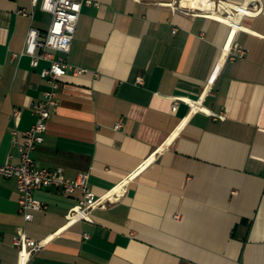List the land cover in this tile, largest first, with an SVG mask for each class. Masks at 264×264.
<instances>
[{
  "label": "crops",
  "instance_id": "0c3cea01",
  "mask_svg": "<svg viewBox=\"0 0 264 264\" xmlns=\"http://www.w3.org/2000/svg\"><path fill=\"white\" fill-rule=\"evenodd\" d=\"M91 1L65 56L85 73L61 80L31 157L85 173L97 200L125 193L67 226L81 193L40 189L47 209L25 224L15 180L0 176V264L18 263L23 229L48 239L28 264H264V0H209L210 16L173 13L185 0ZM241 5L254 14L233 33L224 10ZM50 23L31 0H0V166L19 163L11 132L31 128L50 90L48 63L20 56ZM233 43L243 59L228 60Z\"/></svg>",
  "mask_w": 264,
  "mask_h": 264
},
{
  "label": "built area",
  "instance_id": "2783aa9c",
  "mask_svg": "<svg viewBox=\"0 0 264 264\" xmlns=\"http://www.w3.org/2000/svg\"><path fill=\"white\" fill-rule=\"evenodd\" d=\"M191 7L182 6L181 2L175 5V1L170 3L173 13L181 12L192 16L215 14V2L209 0H185ZM33 6L51 16V23L45 33L36 29H30L25 42V48L20 56L30 58V66L33 69L39 67L41 61L47 62L48 66L39 73L40 78L46 80L50 85V90L44 93L43 100L33 106L32 112L36 116L35 123L30 129L18 132L14 128L11 132V144L17 150L19 163L11 165L8 161L0 166V176L6 179H14L19 193V212L24 223L32 221L33 213L42 212L47 209L46 205L34 197V192L40 189H59L67 196L76 192L81 193V199L68 212L66 216L67 226L81 222H92V212L96 208H106L109 203L118 202L125 190L107 196L103 200H97L93 191L88 187V176L79 173L73 179L65 178L62 168L52 170L42 169L32 159L31 154L37 146L43 143L44 134L47 132V123L50 119L49 108L55 109L57 106V91L61 80L68 72L80 76L85 73L84 69L73 68L65 60L68 55L74 38L77 22L83 6H97L91 0H31ZM193 4V5H192ZM223 9V7H222ZM224 20L227 22L231 32L235 33L242 29L241 19L245 16L253 15L250 7L232 6L224 10ZM25 15L24 12H19ZM176 30H173L175 33ZM57 54L59 56H57ZM246 52L236 43L230 46L228 60L243 59ZM137 84H142V79L136 80ZM177 103L172 109L176 110ZM192 111L199 109L200 104L193 102L190 105ZM18 111H13V119L17 120ZM215 118L221 116L213 115ZM120 124L115 126L119 129ZM48 244V239L37 240L24 229L13 239V245L18 250V263L28 264L29 261Z\"/></svg>",
  "mask_w": 264,
  "mask_h": 264
},
{
  "label": "bare ground",
  "instance_id": "6f19581e",
  "mask_svg": "<svg viewBox=\"0 0 264 264\" xmlns=\"http://www.w3.org/2000/svg\"><path fill=\"white\" fill-rule=\"evenodd\" d=\"M184 4H187V3H184ZM188 5V4H187ZM224 23H226V22H224ZM224 58V57H223ZM21 264H24V262H22Z\"/></svg>",
  "mask_w": 264,
  "mask_h": 264
}]
</instances>
